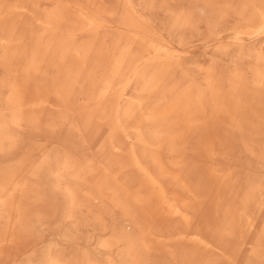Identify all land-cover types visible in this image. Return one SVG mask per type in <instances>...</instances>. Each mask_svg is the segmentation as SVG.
Instances as JSON below:
<instances>
[{
	"label": "rangeland",
	"instance_id": "rangeland-1",
	"mask_svg": "<svg viewBox=\"0 0 264 264\" xmlns=\"http://www.w3.org/2000/svg\"><path fill=\"white\" fill-rule=\"evenodd\" d=\"M0 264H264V0H0Z\"/></svg>",
	"mask_w": 264,
	"mask_h": 264
}]
</instances>
